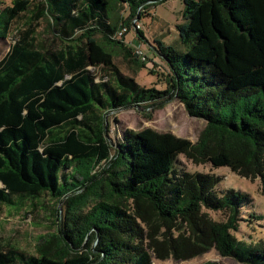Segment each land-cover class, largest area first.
Returning <instances> with one entry per match:
<instances>
[{
  "label": "trees",
  "instance_id": "16d2710c",
  "mask_svg": "<svg viewBox=\"0 0 264 264\" xmlns=\"http://www.w3.org/2000/svg\"><path fill=\"white\" fill-rule=\"evenodd\" d=\"M164 1L20 0L3 10L0 41L30 15L0 60V207L46 196L65 210L59 224L54 209L55 234L36 255L0 247V264H152V255L185 261L212 249L264 264V242L233 235L250 197L179 161L259 180L264 196V0H182L179 50L154 41L168 68L158 90L123 75L105 47L131 55L117 35ZM44 18L58 48L36 37ZM173 100L205 121L195 143L148 128L110 141L109 113Z\"/></svg>",
  "mask_w": 264,
  "mask_h": 264
},
{
  "label": "rangeland",
  "instance_id": "374dc122",
  "mask_svg": "<svg viewBox=\"0 0 264 264\" xmlns=\"http://www.w3.org/2000/svg\"><path fill=\"white\" fill-rule=\"evenodd\" d=\"M15 1L20 0H0V15H3L4 9L12 7ZM28 1L32 3L33 8L42 2V0ZM144 10L143 12H145ZM182 11V0H165L148 8L146 13L149 16L145 13L141 19L133 20V27L124 31L123 38L116 37L117 40L124 41L125 45L132 49L131 55L118 46L108 45L105 47V50L111 55L114 65L123 75L133 78L145 88L158 90L164 88V78L168 68L162 58L153 50V47L156 46L154 41L158 40L164 46H171L179 50L176 25L183 23ZM29 15L24 13V17L18 21V25L12 26L9 37L0 41V60L9 51L17 31L27 28ZM123 16L126 17L127 12L123 13ZM2 19L3 17L0 18V20ZM34 26L37 32L36 37L44 42V47L58 48L52 42L53 38L47 18L36 22ZM139 27L144 35L143 40L136 33ZM137 51H141L146 60L142 61L143 55L134 57L133 54H137ZM141 62L144 63V66ZM96 69L92 66L88 67V70L94 73L97 72ZM228 112V110L223 111L224 114ZM148 114L151 115L150 118H148ZM107 118L109 119L111 142L119 138L126 129L138 132L148 128L159 133H171L195 143L205 127V121L190 117L177 100L165 104L162 108H129L111 112ZM179 161L190 173H209L219 177V190H233L250 197L252 206L243 209L242 218L244 221L239 223L238 231L233 235L237 241L247 244L256 245L259 242H264V196L260 194L259 180L251 181L239 177L227 167L214 168L210 164L194 165L183 156L179 157ZM55 208L59 210V216H61L59 224L64 223L65 206L62 202L56 205L46 196L34 201H23L14 207H0V247L15 248L29 255H36L38 246L41 244L40 239L46 237V240H49L50 236L55 234ZM210 215L215 219L223 218V215L217 213ZM60 246L58 241H54L51 252H59ZM206 262L240 264L234 258L221 257L213 249L185 261L157 260L152 255V264H203Z\"/></svg>",
  "mask_w": 264,
  "mask_h": 264
},
{
  "label": "built area",
  "instance_id": "2783aa9c",
  "mask_svg": "<svg viewBox=\"0 0 264 264\" xmlns=\"http://www.w3.org/2000/svg\"><path fill=\"white\" fill-rule=\"evenodd\" d=\"M124 31H125V29L121 30L117 36L118 37L121 36ZM136 55H137V57L138 56L140 57V55H143V53L141 51H137V54ZM142 59H143L142 61L145 60L144 55H143V58Z\"/></svg>",
  "mask_w": 264,
  "mask_h": 264
},
{
  "label": "water",
  "instance_id": "95a60500",
  "mask_svg": "<svg viewBox=\"0 0 264 264\" xmlns=\"http://www.w3.org/2000/svg\"><path fill=\"white\" fill-rule=\"evenodd\" d=\"M194 118V117H193ZM196 119H199V118H196ZM202 120V119H201ZM204 121V120H203ZM205 125H206V123H205Z\"/></svg>",
  "mask_w": 264,
  "mask_h": 264
}]
</instances>
